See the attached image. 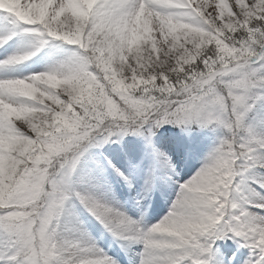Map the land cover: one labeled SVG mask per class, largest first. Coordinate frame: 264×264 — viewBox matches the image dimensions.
Segmentation results:
<instances>
[{"label": "snow or ice", "instance_id": "obj_1", "mask_svg": "<svg viewBox=\"0 0 264 264\" xmlns=\"http://www.w3.org/2000/svg\"><path fill=\"white\" fill-rule=\"evenodd\" d=\"M0 264H264V0H0Z\"/></svg>", "mask_w": 264, "mask_h": 264}, {"label": "rangeland", "instance_id": "obj_2", "mask_svg": "<svg viewBox=\"0 0 264 264\" xmlns=\"http://www.w3.org/2000/svg\"><path fill=\"white\" fill-rule=\"evenodd\" d=\"M48 60L47 50L42 51L40 54H38L37 57H34L31 61L27 62V64L22 69L23 74H28L33 71H40L43 70ZM212 142V136L211 134L208 135V139H205L202 143L199 144V152L203 153L205 152L210 146ZM199 167L198 162H193V168ZM185 179H187V176H184ZM142 183V179L138 178L136 181V189L133 191H129L126 186H120L117 185L118 194L121 198V200L127 201V208L130 212H132L133 215L137 214V209L135 206V195L136 192L139 191L140 185ZM174 196V192L170 191L165 196H161L159 193L154 194L152 200H151V207L148 208V216L147 219L149 222H155L160 217H162L167 211L168 206L171 203V199ZM232 242L229 241V244ZM115 251V249H113ZM247 249H240L237 253L238 255L240 253L246 254Z\"/></svg>", "mask_w": 264, "mask_h": 264}]
</instances>
